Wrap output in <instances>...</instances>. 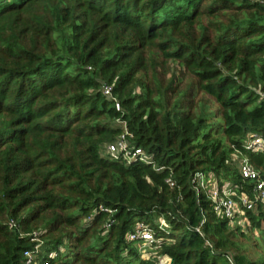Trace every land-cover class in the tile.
<instances>
[{"label": "trees", "instance_id": "trees-1", "mask_svg": "<svg viewBox=\"0 0 264 264\" xmlns=\"http://www.w3.org/2000/svg\"><path fill=\"white\" fill-rule=\"evenodd\" d=\"M262 95L261 0H0V264H264V208L247 232L194 183L252 194L230 155L264 177ZM125 129L151 163L107 154Z\"/></svg>", "mask_w": 264, "mask_h": 264}, {"label": "built area", "instance_id": "built-area-1", "mask_svg": "<svg viewBox=\"0 0 264 264\" xmlns=\"http://www.w3.org/2000/svg\"><path fill=\"white\" fill-rule=\"evenodd\" d=\"M261 1L264 2V0ZM104 93L108 96H113L112 87L106 85ZM262 96L264 97V95ZM116 107L118 110L121 109L119 102H116ZM128 135L129 133L125 129L115 143L107 146V154L114 159L122 158L128 164L135 161L151 163V157L142 148L134 147L129 143L127 139ZM243 147L248 151L263 153L264 134L257 132L249 133ZM230 162L239 168L244 181L252 183V194L249 192H239L238 185L219 180L214 175H206L204 172L196 173L194 183L199 193L208 194L213 203L214 211L219 217L229 220L231 225L243 227L241 225L243 222H247V225L249 224L248 211H255L259 205L264 208V177L242 149L236 147L233 149L230 155ZM160 169L162 167L158 168V170ZM168 182L174 186L171 178L168 179ZM159 225L160 228L165 227V221L160 219ZM12 226H15V223ZM198 231H200V228H198ZM128 239L130 241H138L144 252L151 248H158L162 242V239L156 236V231L144 222L136 224L133 231L129 233ZM25 256L27 264H48L36 261L33 251H26ZM230 260L233 262L231 258Z\"/></svg>", "mask_w": 264, "mask_h": 264}, {"label": "rangeland", "instance_id": "rangeland-1", "mask_svg": "<svg viewBox=\"0 0 264 264\" xmlns=\"http://www.w3.org/2000/svg\"><path fill=\"white\" fill-rule=\"evenodd\" d=\"M139 91V90H138ZM211 105H212V103L210 104V107H211ZM212 110H215L216 109V105H213V107L211 108ZM103 153H105V150H103ZM209 180L212 182V183H214L213 182V180H211L210 178H209ZM247 222H243V224H241L243 227V229L245 230V231H247L248 229H247V227H248V225L246 224ZM262 230L264 231V222L262 223ZM248 232V231H247ZM249 235H254L253 237H252V239L253 240H258V244H259V246H260V244H261V239H260V236H261V233L260 232H257L256 231V233H253V234H251V233H248ZM252 239H250V240H245L244 242H243V244H244V246H245V248H247L248 249V255L251 257V258H255V257H259V255H260V247L259 246H257L256 245V242L255 241H253ZM142 250H143V248H142ZM149 250V249H148ZM263 251H264V246H263V249H262ZM147 253V252H146ZM145 253V254H146ZM159 264H170V260L168 259V258H163V259H161L160 260V263Z\"/></svg>", "mask_w": 264, "mask_h": 264}]
</instances>
